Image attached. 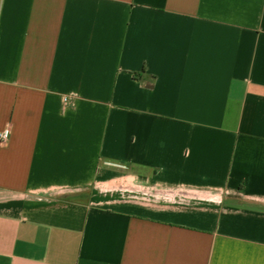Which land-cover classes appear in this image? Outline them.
<instances>
[{"label": "crops", "instance_id": "1", "mask_svg": "<svg viewBox=\"0 0 264 264\" xmlns=\"http://www.w3.org/2000/svg\"><path fill=\"white\" fill-rule=\"evenodd\" d=\"M0 264H264V0H0Z\"/></svg>", "mask_w": 264, "mask_h": 264}, {"label": "built area", "instance_id": "2", "mask_svg": "<svg viewBox=\"0 0 264 264\" xmlns=\"http://www.w3.org/2000/svg\"><path fill=\"white\" fill-rule=\"evenodd\" d=\"M9 137V129H5L2 133H0V140H7Z\"/></svg>", "mask_w": 264, "mask_h": 264}]
</instances>
